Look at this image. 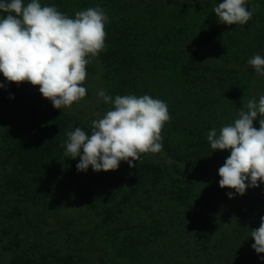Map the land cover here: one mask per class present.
<instances>
[{
  "label": "trees",
  "instance_id": "trees-1",
  "mask_svg": "<svg viewBox=\"0 0 264 264\" xmlns=\"http://www.w3.org/2000/svg\"><path fill=\"white\" fill-rule=\"evenodd\" d=\"M222 2L40 0L71 18L100 6L105 49L90 57L87 94L70 108L0 73V264H264L251 247L264 183L230 199L218 175L230 151L207 140L264 95V76L248 63L264 57V0H247L259 8L245 25L219 23ZM101 89L166 102L161 152L132 168L77 170L62 145L113 108Z\"/></svg>",
  "mask_w": 264,
  "mask_h": 264
},
{
  "label": "clouds",
  "instance_id": "clouds-1",
  "mask_svg": "<svg viewBox=\"0 0 264 264\" xmlns=\"http://www.w3.org/2000/svg\"><path fill=\"white\" fill-rule=\"evenodd\" d=\"M247 0H223L213 12L224 25H245L256 5L249 10ZM0 73L6 81L24 82L39 87V92L56 109L70 108L82 100L87 89L90 57L104 51L108 17L100 6L75 13L60 12L55 6H42L40 0H0ZM258 76H264V57L255 55L248 61ZM5 85L0 84V88ZM97 96L113 108L92 121L89 135L80 127L67 133L65 156L76 159V168L86 172L117 170L124 161L135 167L141 154L159 153L163 149L162 130L171 116L166 102L150 95H117L113 99L104 90ZM246 109V110H245ZM259 117V128L254 121ZM211 149L228 150L230 155L219 167L220 188L231 199L243 196L249 188L264 183V95L258 102L249 99L233 124L215 128L207 134ZM257 254L264 253V216L260 225L251 229ZM264 259V257H261Z\"/></svg>",
  "mask_w": 264,
  "mask_h": 264
}]
</instances>
